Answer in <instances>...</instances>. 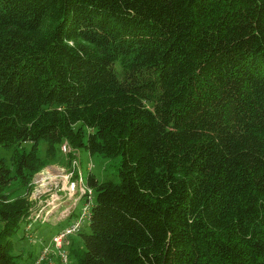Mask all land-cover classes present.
I'll return each mask as SVG.
<instances>
[{
	"label": "trees",
	"instance_id": "1",
	"mask_svg": "<svg viewBox=\"0 0 264 264\" xmlns=\"http://www.w3.org/2000/svg\"><path fill=\"white\" fill-rule=\"evenodd\" d=\"M63 140L121 157L78 264H264V0H0V264Z\"/></svg>",
	"mask_w": 264,
	"mask_h": 264
},
{
	"label": "rangeland",
	"instance_id": "2",
	"mask_svg": "<svg viewBox=\"0 0 264 264\" xmlns=\"http://www.w3.org/2000/svg\"><path fill=\"white\" fill-rule=\"evenodd\" d=\"M39 145L40 150H38L37 155L42 157L44 153L43 149H45L46 144L42 141ZM23 147L28 150L30 142H23ZM61 149L62 148L60 146L57 150L56 157L53 160L48 161L42 168H40V171H36L28 182L29 190H31L27 197L32 198L35 208H40L42 205L41 201H44V198L48 197V193L33 195V191L37 192L39 189L41 191L44 189L41 182H43V185L48 182V185L49 182L53 183L58 181H54L53 179L59 178V180H61V176H64L66 179L70 170L73 171L71 179L81 177V181L83 180L85 185L87 184L86 179L89 173H92L97 180H112L117 178V164H119L121 158L119 155L107 158L100 153L91 154L85 150L84 147L75 150H67L66 148L64 150ZM5 153V149L0 148V156ZM9 185L11 186L7 189V191H9L12 196L16 195V193L26 192L25 187L21 184L9 183ZM39 186L41 187L39 188ZM88 188L91 189L90 192H87V194L85 193V197L82 198L78 202L77 207H75V216L82 212V207L86 203V198L89 203V206L87 207L91 210L90 206H92L95 201V192L93 187ZM52 192H54V190H52ZM65 205L66 203H63L62 206L58 208V211L52 214L54 217L51 215V218L48 221L43 223H40L39 220L31 221V223H29L30 225L28 230L25 229L27 222L24 219L18 222L17 230L10 237L13 241V247L10 252L13 253V255L20 257L17 264H64L62 257L61 259L57 257L59 251L53 244L54 241L52 236L58 234L59 231L64 229L66 225L68 226L72 224V219L69 217L65 218L66 216L63 215L65 210L62 208ZM88 220L89 218L85 217V219L81 221L80 230L78 229L75 232L73 231L72 235H68L64 242L62 240L59 244L60 248L65 250V254L67 253L68 255V262L66 264H78L76 254L72 253L70 249H74L75 247L77 251H80V249L85 248L83 246V238L80 234L86 233L89 230ZM44 247L46 248L45 252L42 251Z\"/></svg>",
	"mask_w": 264,
	"mask_h": 264
},
{
	"label": "built area",
	"instance_id": "3",
	"mask_svg": "<svg viewBox=\"0 0 264 264\" xmlns=\"http://www.w3.org/2000/svg\"><path fill=\"white\" fill-rule=\"evenodd\" d=\"M60 146L62 148L61 150H64L65 148L67 150H72V147L68 145L64 140L60 144ZM72 173L73 171L70 170V173L66 176V179L64 176H61V180H59V178L53 179L54 181H58L53 183L49 182L48 185V182L44 185L43 182H41V185L42 187H44V189L42 191L39 189V191L37 190V192L33 191V195L48 193V197L44 198V201H41L42 205L40 208H35V204L33 205L32 198H29L32 201V205L31 208L28 209L29 213L27 214V216L23 217V219L27 222L25 228L26 230H28L30 225L29 223H31V221L39 220L40 223H43L50 220L51 215L56 213L58 211V208L61 207L63 203H66V205L62 208L65 210L63 212V215L66 216L65 218L70 217V215L75 212V207H77L78 202L82 198H84L85 193L87 194V192H90L91 189L88 188V184H86L88 187L85 185L83 180L82 184L81 177L71 179ZM40 187L41 186H39V188ZM52 190H54V192H52ZM85 202V205L82 207V212L77 215L78 218L72 221L71 225H66L65 228L60 230L58 234L52 236L54 241L53 244L54 246H56V248H60L59 244L62 242L65 235H69L79 228V220H82L83 218L89 216V208L87 207L89 206V203L87 202V198ZM42 251L45 252L46 248L44 247ZM62 260L64 264L68 262L67 255L64 253H62Z\"/></svg>",
	"mask_w": 264,
	"mask_h": 264
}]
</instances>
